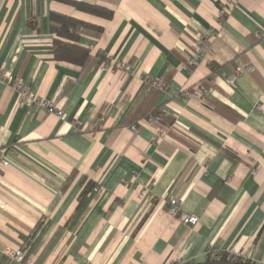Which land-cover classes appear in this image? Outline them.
Wrapping results in <instances>:
<instances>
[{
  "label": "crops",
  "instance_id": "1",
  "mask_svg": "<svg viewBox=\"0 0 264 264\" xmlns=\"http://www.w3.org/2000/svg\"><path fill=\"white\" fill-rule=\"evenodd\" d=\"M51 13L87 25L83 65L55 59ZM198 36L205 60L186 70ZM0 69L63 111L0 82V264H206L211 247L264 264V0H0ZM196 87L204 102L184 95Z\"/></svg>",
  "mask_w": 264,
  "mask_h": 264
},
{
  "label": "built area",
  "instance_id": "2",
  "mask_svg": "<svg viewBox=\"0 0 264 264\" xmlns=\"http://www.w3.org/2000/svg\"><path fill=\"white\" fill-rule=\"evenodd\" d=\"M228 15V11L225 9H221L218 13V19L222 22L226 16ZM210 37L198 36L194 37L189 52L187 53L183 68L186 70L197 68L204 60L206 56V50L208 44L210 43ZM118 68L122 70L124 73H128L130 71V67L126 64L118 65ZM248 71H253L252 66H247L245 68ZM240 70H236L232 75L227 77V84L230 88L235 87L236 78L240 75ZM0 82L5 83L9 86L17 95V102L20 106L26 107L28 109L31 108H40L45 114L53 115L57 118L63 117V111L59 108V106L53 101L46 100L34 93H32L29 89L23 86L20 79L16 77H12L0 69ZM146 83L160 91L165 92L167 89V84L165 81L161 79H148ZM213 83V82H212ZM184 95L188 98H196L200 102H204L205 98L208 96L209 92L207 89L202 87H196L191 90H186L183 92ZM161 115L158 113H150L148 114L143 121L149 126L160 122ZM132 131H135V127H131ZM162 137V132L160 129L155 128L153 131V136L151 141L154 143H158ZM1 155V154H0ZM2 165H7L5 161H1ZM98 188H95L94 191H97ZM145 195V191H141V196ZM166 213L170 217H177L182 225L195 227L198 224V218L196 216H186L180 213L179 204L177 200L170 198L167 201ZM5 256L13 262H22L25 260V253L22 249L17 250H6ZM207 257L210 260H220L225 259L229 264H260L259 262H255L245 256L242 252L235 251L232 249L226 251H217L214 248H209L206 252ZM27 264H31L29 259L26 260Z\"/></svg>",
  "mask_w": 264,
  "mask_h": 264
},
{
  "label": "trees",
  "instance_id": "3",
  "mask_svg": "<svg viewBox=\"0 0 264 264\" xmlns=\"http://www.w3.org/2000/svg\"><path fill=\"white\" fill-rule=\"evenodd\" d=\"M63 1V0H60ZM65 3H69L66 2ZM78 10L101 18H111V12L96 5L72 4ZM50 29L53 34L52 50L54 57L59 62L70 63L73 65H83L88 59V51L78 45V36L80 31L87 25L84 23L66 17L61 14H50ZM206 264H229L225 259L210 260Z\"/></svg>",
  "mask_w": 264,
  "mask_h": 264
}]
</instances>
